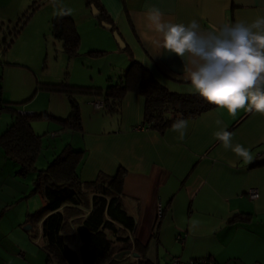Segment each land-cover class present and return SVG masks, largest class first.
<instances>
[{
	"label": "crops",
	"instance_id": "obj_1",
	"mask_svg": "<svg viewBox=\"0 0 264 264\" xmlns=\"http://www.w3.org/2000/svg\"><path fill=\"white\" fill-rule=\"evenodd\" d=\"M69 1L65 9H72L78 29H106L99 15L89 11L86 0ZM12 2L0 0V7H10ZM97 3L125 41L123 48L110 43V49L125 51L122 59L129 65L135 60L168 89L186 93H194L187 80L190 61L158 47L153 8L160 11L162 21L187 25L196 20L202 32H216L237 21L251 24L264 17V0ZM89 51L105 50L93 44ZM129 65L121 66L117 76ZM112 79L115 77L109 75L105 86L95 85L104 89ZM88 95L91 114L88 110L86 122L81 115L82 142L87 150L81 177L92 180L100 172L113 175L122 171L124 204L136 219L133 238L152 263L167 264L179 258L209 259L215 264H264V114L239 109L233 117L226 109L213 106L183 118L188 126L181 140L173 124L158 130L144 123L145 97L141 91H127L119 113L112 117L104 112L101 95ZM49 111L44 112L56 115ZM217 120L221 124L217 125ZM222 128L234 133V145L249 150L247 157L223 147L214 136ZM54 131H47V135L53 136ZM19 171V165L0 146V264H48L41 220L31 223L29 219L42 206L43 197L34 188L35 172L23 175ZM252 190H256L255 197ZM26 225L31 228L25 229Z\"/></svg>",
	"mask_w": 264,
	"mask_h": 264
},
{
	"label": "trees",
	"instance_id": "obj_2",
	"mask_svg": "<svg viewBox=\"0 0 264 264\" xmlns=\"http://www.w3.org/2000/svg\"><path fill=\"white\" fill-rule=\"evenodd\" d=\"M42 2L34 0L29 4L20 20L26 22ZM86 3L98 7L97 0H86ZM60 13L53 15L51 31L71 58L78 54L80 33L72 14ZM98 20L108 19L101 12ZM12 41L13 38L5 43L9 46ZM41 87L66 93L70 102L66 116L48 112L36 114L56 121V131L50 135L52 139H46L48 132L38 134L34 131L33 115L13 109L10 123L0 134V146L19 165V173L35 172L34 188L41 193L44 202L29 219L31 223L41 220L48 264H154L133 238L136 219L124 204L122 171L113 175L100 172L92 180L81 177L87 150L82 142L84 130L76 95H101L104 112L119 113L125 93L141 91L145 97L144 123L158 130L172 125L176 119L195 116L216 105L205 102L198 94L168 89L132 59L127 70L110 80L105 89L92 83L69 84L66 78L58 83L46 82ZM7 103L0 84V109H12ZM68 131L77 133L79 142L65 143L47 166H36L44 150L56 148L55 138ZM76 243L80 244L79 249L75 248Z\"/></svg>",
	"mask_w": 264,
	"mask_h": 264
},
{
	"label": "rangeland",
	"instance_id": "obj_3",
	"mask_svg": "<svg viewBox=\"0 0 264 264\" xmlns=\"http://www.w3.org/2000/svg\"><path fill=\"white\" fill-rule=\"evenodd\" d=\"M9 1L7 0V4ZM32 2L33 0H14L12 6L0 7V82L2 95L12 107L0 109V133L10 123L13 109L36 114L47 109L61 116L69 113L70 102L66 93L44 89L41 87L44 83H58L66 78L69 84L94 82L92 84L105 86L109 75L116 79L121 66L129 65L122 59L125 51L110 49L111 44H118L113 33L107 29H78L81 38L78 54L70 58L64 52L61 42L54 39L51 31L53 15L67 8L66 5L70 1L43 0L26 22H23L25 19L20 20L19 17ZM89 11L91 12L90 8ZM12 38L13 41L7 46L5 41ZM93 44L105 51L91 53L89 50ZM76 97L82 110L83 121L86 122L87 111L91 114L92 109V106L88 108L86 104L91 100V95L78 93ZM116 114L110 113L109 117ZM31 123L38 134L57 128V124L46 116L33 115ZM48 138L52 139L50 134L46 139ZM79 140L77 133L63 132L55 138L56 153L65 143H77ZM53 150L47 147L45 158L40 155L36 166H47L54 158Z\"/></svg>",
	"mask_w": 264,
	"mask_h": 264
},
{
	"label": "clouds",
	"instance_id": "obj_4",
	"mask_svg": "<svg viewBox=\"0 0 264 264\" xmlns=\"http://www.w3.org/2000/svg\"><path fill=\"white\" fill-rule=\"evenodd\" d=\"M71 12L68 8L60 14ZM161 16L158 9H152L151 19L159 33L157 45L180 58L187 56L190 61L187 80L195 94L226 109L233 117L239 109L264 114V17L251 24L237 21L216 32H202L196 20L185 25L162 21ZM187 126V120L176 119L172 129L182 140ZM214 136L237 156L249 155L243 145L232 143L234 133L222 128Z\"/></svg>",
	"mask_w": 264,
	"mask_h": 264
},
{
	"label": "water",
	"instance_id": "obj_5",
	"mask_svg": "<svg viewBox=\"0 0 264 264\" xmlns=\"http://www.w3.org/2000/svg\"><path fill=\"white\" fill-rule=\"evenodd\" d=\"M90 8H91V11H92L94 16H98L100 14V12H101L100 9L94 4H91ZM101 25L103 27H105L106 29H108V30H112L113 36H114L115 40L117 41V44L121 48H123L125 46L124 39L121 37V35L119 34V32L116 29H112V24L111 23H109L107 21H102ZM30 228H31V225H26L25 226V229H30ZM121 254H123V253H121ZM134 255H137V253H134Z\"/></svg>",
	"mask_w": 264,
	"mask_h": 264
},
{
	"label": "built area",
	"instance_id": "obj_6",
	"mask_svg": "<svg viewBox=\"0 0 264 264\" xmlns=\"http://www.w3.org/2000/svg\"><path fill=\"white\" fill-rule=\"evenodd\" d=\"M257 195L256 190H252V197H255ZM170 264H215L214 261H211L209 259H200V260H192V261H182L179 258L173 259Z\"/></svg>",
	"mask_w": 264,
	"mask_h": 264
}]
</instances>
